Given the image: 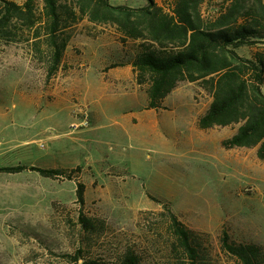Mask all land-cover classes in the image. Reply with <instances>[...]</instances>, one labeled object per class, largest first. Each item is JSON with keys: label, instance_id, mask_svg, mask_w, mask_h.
<instances>
[{"label": "rangeland", "instance_id": "1", "mask_svg": "<svg viewBox=\"0 0 264 264\" xmlns=\"http://www.w3.org/2000/svg\"><path fill=\"white\" fill-rule=\"evenodd\" d=\"M207 1L206 16L219 3ZM34 4L41 16L42 0ZM10 28L16 37L0 39V167L64 174L0 172V264H115L129 248L142 264H175L183 254L170 246V211L199 234L204 264H237L221 249L223 230L264 248V161L256 148L223 147L239 124L198 127L212 102L199 82L179 83L163 107L148 109L149 83L130 65L142 39L79 16L51 73L45 28ZM82 213L96 226L85 228Z\"/></svg>", "mask_w": 264, "mask_h": 264}, {"label": "trees", "instance_id": "2", "mask_svg": "<svg viewBox=\"0 0 264 264\" xmlns=\"http://www.w3.org/2000/svg\"><path fill=\"white\" fill-rule=\"evenodd\" d=\"M139 7L113 4L109 0H42L41 16L34 0L19 4L0 2V39H14L12 23H19L30 32L45 28L50 46L53 73L63 61L69 37L64 29L86 17L98 24H111L124 40L142 39L141 50L131 62L140 84L148 82V109L163 107L164 100L183 81L199 82L212 96L207 111L200 116L198 127L208 130L217 126L239 124L237 131L223 139L226 149L256 148L264 161V0H219L206 16L207 0H173L165 9L156 0ZM213 1V0H211ZM36 38L41 33L36 31ZM242 46H256L251 57L241 55ZM36 171L44 177L59 178L62 168L2 166L0 172ZM78 200L85 203V186L78 184ZM168 229L170 246L177 256L175 264H204L197 242L199 234L170 211ZM85 228L94 221L83 213ZM221 249L237 264H264V248L256 243L237 242L223 230ZM78 264H107L87 259ZM115 264H142L141 256L127 249Z\"/></svg>", "mask_w": 264, "mask_h": 264}, {"label": "crops", "instance_id": "3", "mask_svg": "<svg viewBox=\"0 0 264 264\" xmlns=\"http://www.w3.org/2000/svg\"><path fill=\"white\" fill-rule=\"evenodd\" d=\"M245 47L250 48L251 50H257V49H258L256 46H253V47H251V46H245ZM241 49H242V47H240V48L238 49V51H239L240 54H241ZM241 55H243V54H241ZM252 55H253V53H252ZM252 55L249 54V55H247L246 57H251ZM244 56H245V55H244ZM130 65H132V63H130ZM171 93H172V92H171ZM171 93H170V94H171ZM170 94H169V95H170ZM169 95H168V96H169ZM166 99H167V98H166ZM166 99L164 100L163 105H165L164 103H165Z\"/></svg>", "mask_w": 264, "mask_h": 264}]
</instances>
